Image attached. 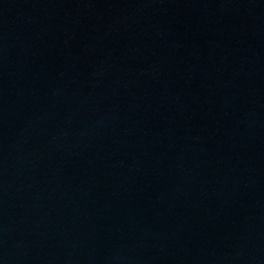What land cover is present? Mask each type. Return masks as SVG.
I'll list each match as a JSON object with an SVG mask.
<instances>
[{
	"label": "water",
	"instance_id": "95a60500",
	"mask_svg": "<svg viewBox=\"0 0 264 264\" xmlns=\"http://www.w3.org/2000/svg\"><path fill=\"white\" fill-rule=\"evenodd\" d=\"M0 264H264V0H0Z\"/></svg>",
	"mask_w": 264,
	"mask_h": 264
}]
</instances>
